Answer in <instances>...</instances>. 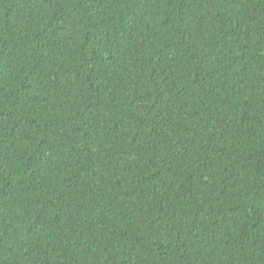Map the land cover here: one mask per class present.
Wrapping results in <instances>:
<instances>
[{"label":"trees","instance_id":"16d2710c","mask_svg":"<svg viewBox=\"0 0 264 264\" xmlns=\"http://www.w3.org/2000/svg\"><path fill=\"white\" fill-rule=\"evenodd\" d=\"M0 264H264V0H0Z\"/></svg>","mask_w":264,"mask_h":264}]
</instances>
